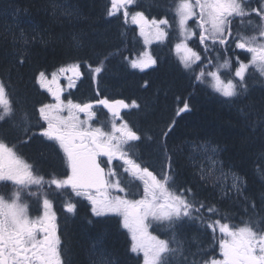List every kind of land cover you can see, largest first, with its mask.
Returning <instances> with one entry per match:
<instances>
[{"label": "snow or ice", "instance_id": "1", "mask_svg": "<svg viewBox=\"0 0 264 264\" xmlns=\"http://www.w3.org/2000/svg\"><path fill=\"white\" fill-rule=\"evenodd\" d=\"M254 2L256 6L253 0H171L162 15L149 18L136 10L141 0H111L107 14L114 17L122 10L125 23L130 19L139 27L145 45L175 40L184 72L198 86L234 102L248 90L250 68L264 77V0ZM26 60L25 51L16 63ZM124 60L141 71L158 63L147 49ZM103 64L89 65L93 78L103 71ZM80 68V63L61 67L51 79L40 71L34 80L52 102L31 112L26 98L10 83L12 69L0 77V264H66L53 204L59 199L67 213H75L81 198L89 202L93 216L121 218L131 235L130 250L142 253L143 264H264V209L256 211L240 177L218 167V149L210 143L193 145L189 159L202 182L212 181L225 199L235 195L241 201L239 222L217 204L199 199L192 188L177 184L166 142L175 120L161 134L166 164L157 173L139 162L135 151L152 137L134 130L126 119L130 113L124 111L140 110V104L102 97L99 88L98 98L91 102L69 98L77 82L83 83ZM60 76L66 77V86L60 85ZM182 103L177 116L190 111L187 101ZM5 126L23 136V144L40 139L51 147L62 170L45 173L29 163L17 144L6 139ZM33 205L35 215L30 214ZM196 224L218 244L219 257L215 244L205 250L182 239L183 229ZM165 226L167 238L153 234Z\"/></svg>", "mask_w": 264, "mask_h": 264}, {"label": "trees", "instance_id": "2", "mask_svg": "<svg viewBox=\"0 0 264 264\" xmlns=\"http://www.w3.org/2000/svg\"><path fill=\"white\" fill-rule=\"evenodd\" d=\"M152 1L145 9L149 17L162 15L165 6L171 3V0ZM253 6H256L254 0ZM110 7L111 0H0V77H7V69H12L10 83L19 96L26 98L31 112L33 107L48 100L34 77L40 71L53 72L63 65L80 63L83 83L78 81L72 95L74 100L91 102L98 98L95 92L99 88L102 97L135 100L141 105L140 110L126 111L130 113L126 119L134 130L152 137L135 150L139 162L157 173L161 171L166 164L160 147L164 142L161 134L175 120L166 142L178 174L177 184L192 188L199 199L217 204L222 212L236 217L234 222H239L244 209L241 201L235 195L225 199L217 193L212 181L202 182L189 159L191 144L210 142L220 148L226 166L242 177L246 195L257 205L256 211L261 212L264 209V79L259 74L248 73L247 92L234 102L222 100L219 94L198 86L184 72L174 52L175 40L151 47L150 51L158 58L155 67L133 69L124 57L131 58L138 52L139 32L129 20L125 23L122 13L108 16ZM25 51L26 62L17 64L16 59ZM101 61H104L103 71L93 78L89 65L95 68ZM183 101H187L190 111L177 116ZM5 133L10 139L13 131L5 128ZM32 142L25 147L30 162L45 173L58 170L61 165L54 150L40 139ZM53 207L66 264H143L142 253L130 250L131 235L123 228L120 217L93 216L91 205L83 198L77 203L75 213H67L59 199ZM31 213L36 214L35 205ZM166 232L165 226L153 234L167 238ZM195 233L193 245L205 250L213 248L215 242L202 227L197 226ZM215 255L219 257L218 244Z\"/></svg>", "mask_w": 264, "mask_h": 264}, {"label": "rangeland", "instance_id": "3", "mask_svg": "<svg viewBox=\"0 0 264 264\" xmlns=\"http://www.w3.org/2000/svg\"><path fill=\"white\" fill-rule=\"evenodd\" d=\"M151 2H153L152 0H141V3H142V7L141 8H137L136 10H141V11H144L145 12V9L147 8V6H148V4L149 3H151ZM131 7V6H130ZM118 13H122L123 14V11L121 10V12H118ZM145 15L146 16H148L147 14H146V12H145ZM149 18H152V17H149ZM129 21H130V19H129ZM131 22V21H130ZM132 25H134V24H132ZM136 26V29H137V31L140 33V29H139V27L137 26V25H135ZM138 40H139V47H136L138 50V52H140V51H143V50H149L150 51V49H151V47L154 45V44H156V43H163V42H160V41H153L152 43H150L149 45H145V43H144V38L143 37H141L140 36V34H139V37H138ZM175 44V43H174ZM138 52H135L134 53V55H132V57L131 58H135V54L136 53H138ZM175 52V51H174ZM175 54H176V56L178 57V59H179V56H178V54L175 52ZM241 58V57H240ZM242 60V59H241ZM66 66H68V65H63L62 67H66ZM61 68V67H60ZM59 69V68H58ZM58 69H56V70H54L53 72H47V71H44L46 74H48V76H49V79H51V74L52 73H54V72H57L58 71ZM249 73H253V74H259L258 72H254L251 68L249 69ZM70 74V73H69ZM259 77H261L260 75H259ZM60 78V81H61V86H66V84H67V80H66V77H64V76H60V77H58L57 79H59ZM261 78H263L264 79V77H261ZM62 79V80H61ZM77 84H78V82H77ZM37 86L40 88V86L37 84ZM54 87H55V85H54ZM42 89V88H41ZM74 89H76V88H74ZM74 89H72L71 90V92L73 93V91H74ZM44 90V89H43ZM45 91V90H44ZM64 95L65 96H67L68 95V90H66L65 92H64ZM221 97V96H220ZM69 98H71V99H73L74 100V98H72V96H70ZM52 99V98H51ZM221 99L222 100H226V101H228L226 98H223V97H221ZM75 102H80V101H76V100H74ZM50 102H52V100L50 101ZM81 118L83 119L84 117H83V114H81ZM100 119L101 120H104V119H106V117L105 116H103V117H100ZM205 142H200V143H193V144H191L192 146H191V149H192V147H193V145H200V144H204ZM206 143H210V142H206ZM211 145H213L214 147H216L217 149H218V153H217V159H218V161H219V164H218V167L219 168H222V170L224 171V172H226V173H229V174H234V175H236V176H238V177H240V175H238V173L237 172H235V171H233L231 168H229L228 166H226V164H225V162L221 159V157H220V155H221V150H220V148L218 147V146H216L215 144H213V143H210ZM193 153H192V150H191V155H192ZM190 155V156H191ZM241 178V177H240ZM241 180H242V178H241ZM243 181V180H242ZM216 191H217V193L218 194H221L222 195V192H221V189L219 188V187H217L216 188ZM137 199L138 198H140L139 196H137L136 197ZM52 211L53 212H55V214H56V211H55V209H54V207H53V209H52ZM40 212H41V214H42V208L40 209ZM32 214V213H31ZM33 215V214H32ZM56 222H57V214H56ZM58 226V225H57ZM195 226V227H194ZM197 226H199V227H202L201 225H199V224H196V225H192V226H186L184 229H183V237H182V239H185V237L187 238V239H185V240H189V242H191V243H193L194 242V240H196V233H195V229L197 228ZM189 234V235H188ZM218 235H219V233H217ZM193 235V236H192ZM185 236V237H184ZM204 234H202V239H204ZM193 237V238H192ZM194 239V240H193ZM191 240V241H190ZM193 241V242H192ZM193 250V249H192ZM218 253H219V249H218ZM107 264H109V263H107Z\"/></svg>", "mask_w": 264, "mask_h": 264}, {"label": "flooded vegetation", "instance_id": "4", "mask_svg": "<svg viewBox=\"0 0 264 264\" xmlns=\"http://www.w3.org/2000/svg\"><path fill=\"white\" fill-rule=\"evenodd\" d=\"M62 77V76H61ZM62 80V79H61ZM58 81H59V83L61 84V81H60V78L58 79ZM43 92H44V94H45V96H47V98H48V100L47 101H45V102H43V103H49L52 99V97H51V95L50 94H48L46 91H44L43 89H41ZM75 90V89H74ZM33 121H34V119H33ZM32 121V122H33ZM5 128H8V126H5ZM36 129H34V131H35ZM5 135H6V139L7 140H9V141H12L13 143H16L17 144V149H18V152H19V154H21L22 155V157L24 158V159H26L29 163H33V162H30V160H29V157L27 156V151L25 150V147L27 146V145H29L30 143L32 144L33 142H29V143H27V144H23V143H21L20 141L21 140H23V136H21L19 133H17L16 131H13V134H12V136H11V138L9 139V137L7 136V134L5 133ZM45 145H47V144H45ZM48 146V145H47ZM49 147V146H48ZM49 148H51V147H49ZM62 169H61V166L58 168V170H56V171H61ZM1 190H3V189H1ZM82 199V198H81ZM33 209V208H32ZM31 212H32V210H31ZM31 212H30V214H31Z\"/></svg>", "mask_w": 264, "mask_h": 264}, {"label": "bare ground", "instance_id": "5", "mask_svg": "<svg viewBox=\"0 0 264 264\" xmlns=\"http://www.w3.org/2000/svg\"><path fill=\"white\" fill-rule=\"evenodd\" d=\"M133 44H135V43H133ZM135 46H136V45H135ZM42 97H43V96H42ZM42 99H43V98H42ZM40 101H41V100H40ZM40 101H38V103H39ZM38 105H39V104H38ZM241 178H242V177H241ZM188 235H189V234H188ZM192 236H193V235H192ZM184 237H185V236H184ZM186 237H187V236H186ZM186 237H185V239H187ZM192 238H193V237H192ZM185 239H184V240H185ZM193 240H194V239H193ZM187 241H189V240H187ZM190 241H191V240H190ZM192 242H193V241H192ZM192 249H193V248H192ZM192 251H193V250H192ZM108 262H109V261H108Z\"/></svg>", "mask_w": 264, "mask_h": 264}, {"label": "water", "instance_id": "6", "mask_svg": "<svg viewBox=\"0 0 264 264\" xmlns=\"http://www.w3.org/2000/svg\"><path fill=\"white\" fill-rule=\"evenodd\" d=\"M124 111H127V110H124Z\"/></svg>", "mask_w": 264, "mask_h": 264}]
</instances>
